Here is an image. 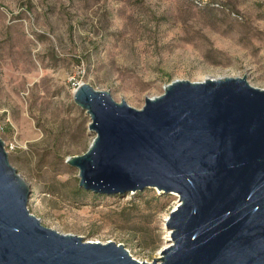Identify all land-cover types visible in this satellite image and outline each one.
<instances>
[{
  "label": "rangeland",
  "instance_id": "1",
  "mask_svg": "<svg viewBox=\"0 0 264 264\" xmlns=\"http://www.w3.org/2000/svg\"><path fill=\"white\" fill-rule=\"evenodd\" d=\"M226 76L264 88V0H0V138L29 186V212L139 261L160 256L176 196L78 188L65 160L94 134L73 82L140 109L175 79Z\"/></svg>",
  "mask_w": 264,
  "mask_h": 264
},
{
  "label": "water",
  "instance_id": "2",
  "mask_svg": "<svg viewBox=\"0 0 264 264\" xmlns=\"http://www.w3.org/2000/svg\"><path fill=\"white\" fill-rule=\"evenodd\" d=\"M72 97L94 134L65 160L78 188L176 196L164 220L168 244L139 261L123 244L42 225L0 138V264H264V88L245 76L175 79L140 109L85 82Z\"/></svg>",
  "mask_w": 264,
  "mask_h": 264
},
{
  "label": "built area",
  "instance_id": "3",
  "mask_svg": "<svg viewBox=\"0 0 264 264\" xmlns=\"http://www.w3.org/2000/svg\"><path fill=\"white\" fill-rule=\"evenodd\" d=\"M77 85H78L77 82H73V86H74V88H75ZM149 262H150V261H149Z\"/></svg>",
  "mask_w": 264,
  "mask_h": 264
},
{
  "label": "bare ground",
  "instance_id": "4",
  "mask_svg": "<svg viewBox=\"0 0 264 264\" xmlns=\"http://www.w3.org/2000/svg\"><path fill=\"white\" fill-rule=\"evenodd\" d=\"M176 204H177V202H176ZM175 206H176V205H175ZM175 206H174V207H175ZM165 219H166V218H165ZM167 235H169V230H168V234H167Z\"/></svg>",
  "mask_w": 264,
  "mask_h": 264
}]
</instances>
